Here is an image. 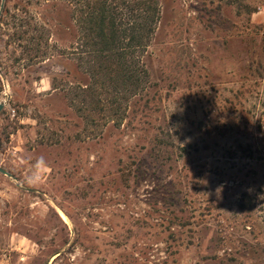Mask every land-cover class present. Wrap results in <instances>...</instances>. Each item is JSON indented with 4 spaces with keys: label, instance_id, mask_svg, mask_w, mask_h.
I'll use <instances>...</instances> for the list:
<instances>
[{
    "label": "rangeland",
    "instance_id": "374dc122",
    "mask_svg": "<svg viewBox=\"0 0 264 264\" xmlns=\"http://www.w3.org/2000/svg\"><path fill=\"white\" fill-rule=\"evenodd\" d=\"M156 1L148 87L95 127L52 86L80 78L77 21L9 0L0 264H264V0Z\"/></svg>",
    "mask_w": 264,
    "mask_h": 264
},
{
    "label": "trees",
    "instance_id": "16d2710c",
    "mask_svg": "<svg viewBox=\"0 0 264 264\" xmlns=\"http://www.w3.org/2000/svg\"><path fill=\"white\" fill-rule=\"evenodd\" d=\"M8 2L5 1L2 9L1 24L9 14ZM1 5L2 0L0 9ZM53 7L57 8V15L63 12L69 19L77 21L78 48L70 55L76 57L80 71L77 83L55 76L53 89L68 86L74 97L71 103L75 104L77 113L85 120L89 119L93 126L100 127L110 122L116 126L121 124L127 116L131 99L142 95L150 81L143 57L160 22L158 2L57 0ZM23 22L22 17L16 16L15 29L20 30ZM51 53L38 50L34 59L50 60L55 57ZM67 75L71 73L67 72Z\"/></svg>",
    "mask_w": 264,
    "mask_h": 264
},
{
    "label": "water",
    "instance_id": "95a60500",
    "mask_svg": "<svg viewBox=\"0 0 264 264\" xmlns=\"http://www.w3.org/2000/svg\"><path fill=\"white\" fill-rule=\"evenodd\" d=\"M4 1H5V0H3V4H2V6H1V9L3 8ZM4 106H5V105H4L3 103L0 104V113H1V111L4 109ZM0 172L3 173V174H5V175H7V176H10V174H9L7 171H5V170H3V169H1V168H0Z\"/></svg>",
    "mask_w": 264,
    "mask_h": 264
}]
</instances>
